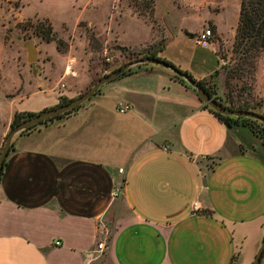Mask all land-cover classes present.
I'll return each mask as SVG.
<instances>
[{"label":"crops","instance_id":"crops-1","mask_svg":"<svg viewBox=\"0 0 264 264\" xmlns=\"http://www.w3.org/2000/svg\"><path fill=\"white\" fill-rule=\"evenodd\" d=\"M165 32L157 58L197 82L219 71L215 48L220 65L208 71L192 68L194 54L189 63L168 57L174 40ZM200 33L186 35L195 41ZM70 75L71 83L53 87L44 77L45 91L57 95L37 111L12 105L24 94L11 101L0 115V145L16 113L46 111L89 84L88 71ZM254 81L264 116V57ZM125 104L130 109L118 113ZM11 147L0 178V264H230L234 256L251 264L264 237L262 140L219 121L160 66L132 68L71 115L15 136Z\"/></svg>","mask_w":264,"mask_h":264},{"label":"rangeland","instance_id":"rangeland-1","mask_svg":"<svg viewBox=\"0 0 264 264\" xmlns=\"http://www.w3.org/2000/svg\"><path fill=\"white\" fill-rule=\"evenodd\" d=\"M239 2L156 0L152 19H141L128 6L130 0H0V115L9 112L11 101L20 94L25 95L24 99L12 104L20 111H37L45 103L52 102L57 91H45L49 86L43 82L44 77L51 78L53 87L61 82L65 85L71 83L70 72H77L82 77L83 72L88 71L89 84L77 92L75 98L80 96L103 76L142 58L146 52L158 50L165 41L159 33L163 28L166 29L165 38L174 40L167 47L168 57L185 58L189 63L191 54H194L192 68L201 66L207 71L214 69L217 63L220 65L221 61L217 75L219 81H216L221 104L233 109L245 107L258 114L256 105L263 99L256 92V71L252 78L230 80L231 88H225L228 72L240 58L233 51ZM43 21L51 24L55 39L64 42L60 50L56 42L46 43L33 33L31 25ZM211 24L218 27L222 36L212 35L214 44L199 47L195 45V37L186 35L212 30ZM156 35V41L149 44ZM31 43L37 48V61L29 64L26 62V46ZM180 48L182 54H178ZM214 48L220 61L213 52ZM202 61L206 63L201 64ZM67 69L68 75L62 77ZM104 70H107L106 74L101 73ZM68 96L71 95H61ZM254 122L251 125L258 129Z\"/></svg>","mask_w":264,"mask_h":264},{"label":"trees","instance_id":"trees-1","mask_svg":"<svg viewBox=\"0 0 264 264\" xmlns=\"http://www.w3.org/2000/svg\"><path fill=\"white\" fill-rule=\"evenodd\" d=\"M155 3L156 0H130V4L128 6L134 10V13H136V15L139 18L152 19L155 9ZM31 27L33 28V33L37 37H39L42 41L46 43L56 42L58 50H60V47L64 45V42H62V40L55 39V33L53 32V28L48 21L38 22L37 24L31 25ZM163 46L164 44L161 45V47L158 48V50L146 52V54H144L142 58L145 57L157 58V53L162 50ZM233 51L237 52L240 55V58L238 59L235 66L228 72V76H227L228 78L227 81L225 82L226 89L231 88L229 83L230 80L242 81L244 78H252L254 72L256 71L257 62L259 61L260 58L264 57V0H240L238 23L235 28V35L233 40ZM166 63H168L171 67L175 68L169 62ZM131 72L132 69L128 70L124 75H129ZM183 73H185L190 78H192L188 73L186 72ZM218 74L219 71H216L208 78L198 81V84L202 87V89L206 92V94H208L212 99L216 100L219 104H221V99L217 97V90L215 83V78L217 77ZM175 78L181 83L185 84L178 77L175 76ZM226 98L228 99L229 96L226 95ZM70 100L72 99L60 98L56 106L65 104ZM257 105H260V103ZM82 106H80L78 109H80ZM205 107L219 121L223 122L227 126L241 124L243 126L248 127L255 135L260 137L264 145V126L262 124L255 121L254 123H256L259 127L258 129H256L253 125H251L253 120L222 116L209 109L206 105ZM227 108H230L232 110H243V111L249 110L241 106H238L236 109H233L232 107H227ZM78 109H75L64 115L58 116L53 120H50L42 125L35 126L24 133L31 132L32 130H35L39 126H44L53 121L63 119L71 115L72 113L76 112ZM34 115L35 114H31V113H16L11 121V124L9 125V131L15 128L22 121ZM1 175H2V171L0 172V178ZM230 264H236L235 256L232 258Z\"/></svg>","mask_w":264,"mask_h":264},{"label":"water","instance_id":"water-1","mask_svg":"<svg viewBox=\"0 0 264 264\" xmlns=\"http://www.w3.org/2000/svg\"><path fill=\"white\" fill-rule=\"evenodd\" d=\"M27 62L34 63L36 61V48L32 44H27ZM142 65H155L160 66L162 68L168 69L174 76L181 79L187 86L192 88L194 92L197 94L199 99L212 111L215 113H218L222 116L227 117H234V118H244V119H250L253 121H256L264 126V117L261 115H258L254 112L250 111H243V110H232L230 108H227L221 104H219L216 100L212 99L206 92L202 89V87L198 84L197 81L190 78L185 73L181 72L177 68L171 67L168 63H166L163 60H160L158 58L154 57H145L140 58L137 60H134L132 62H129L122 66L121 68L113 71L112 73L103 76L95 84H93L87 91H85L80 96L70 100L69 102L55 106L53 108H50L46 111L40 112L38 114H35L32 117H29L28 119L22 121L20 124H18L15 128L10 130L8 134L5 137L1 152H0V172L3 169V165L5 162L6 157L8 156L10 149H11V143L15 136L23 134L24 132L28 131L29 129L42 125L44 123H47L50 120H53L54 118L64 115L68 112H71L75 109H78L80 106H82L85 102L90 100L92 96H94L97 91L104 85L116 80L117 78L123 76L128 70L139 67ZM264 254V237L261 241V244L256 252V255L253 258V261L251 264H260V261L262 259V256Z\"/></svg>","mask_w":264,"mask_h":264},{"label":"built area","instance_id":"built-area-1","mask_svg":"<svg viewBox=\"0 0 264 264\" xmlns=\"http://www.w3.org/2000/svg\"><path fill=\"white\" fill-rule=\"evenodd\" d=\"M211 38H212L211 30L206 29L196 37L195 42L199 46L207 47V46L212 44ZM129 109H130V107L127 104H125V105L119 106L117 109V112L123 114V113L127 112ZM118 171H119V173H123L122 169H119ZM120 193H121V187L119 185V186H116L114 188V190L112 191V197L117 198L120 195ZM194 208L196 209V204H194ZM56 245H58V243H56ZM105 250H106V245H105L104 241H100L96 245V252L102 253Z\"/></svg>","mask_w":264,"mask_h":264}]
</instances>
